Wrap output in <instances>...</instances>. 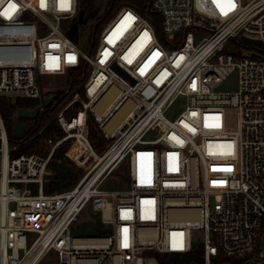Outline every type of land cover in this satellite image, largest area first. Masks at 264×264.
Instances as JSON below:
<instances>
[{"label":"built area","instance_id":"built-area-1","mask_svg":"<svg viewBox=\"0 0 264 264\" xmlns=\"http://www.w3.org/2000/svg\"><path fill=\"white\" fill-rule=\"evenodd\" d=\"M148 7L155 22L124 6L86 53L80 0H0V98L19 97L17 109L40 116L58 105V90L45 94L41 80L72 78L54 119L63 135L44 141L46 154L13 156L0 113V264H157L152 252L191 254L188 264H264V46L242 41L264 42V0ZM234 43L263 50L240 57ZM232 76L236 91L220 92ZM22 100L38 104L22 109ZM63 147L84 173L48 194ZM117 174L123 188L106 189ZM81 222L111 234L75 236Z\"/></svg>","mask_w":264,"mask_h":264},{"label":"trees","instance_id":"trees-1","mask_svg":"<svg viewBox=\"0 0 264 264\" xmlns=\"http://www.w3.org/2000/svg\"><path fill=\"white\" fill-rule=\"evenodd\" d=\"M95 2L96 0H83L81 3L82 11L86 14L89 10H92ZM150 4L151 0H110L108 7L109 11H112L116 6H131L141 11L144 15L149 17V19L155 22L157 16L152 11L145 9V6H149ZM74 87L75 85L73 88ZM64 96L65 93H60L61 98ZM37 104L38 101L22 100L19 103V106L22 109H34ZM0 113L5 122L10 143L18 144V150L13 153V156L28 153L45 154L46 148L44 141L50 136L56 135L57 137H61L63 135L57 123L48 118V112L38 116L37 126L32 127L29 131L18 136L15 135L14 131V112L9 107L8 102L2 98H0ZM42 129L43 132L38 134ZM66 151V147L58 149L51 162L50 166L51 168L56 169V174L51 178L49 184L46 186L45 191L48 194L74 187L82 175V169L76 168L68 161L65 155ZM150 255L156 258L157 264H188L192 259L191 254L179 255L152 252Z\"/></svg>","mask_w":264,"mask_h":264},{"label":"rangeland","instance_id":"rangeland-1","mask_svg":"<svg viewBox=\"0 0 264 264\" xmlns=\"http://www.w3.org/2000/svg\"><path fill=\"white\" fill-rule=\"evenodd\" d=\"M81 3L83 0H80ZM110 0H96L94 8L92 10H89L84 17V21L80 26V31H79V41H80V47L81 49L89 53L90 49L92 48V53H94L100 43V33L102 31V28L109 22L113 20V18L116 16L118 11L124 7V6H116L112 11H109V5ZM96 28V37H95V42L93 43V31L95 29V26L98 24ZM230 49L237 50L239 49L240 52V57H243L244 54L248 52L254 51H259L262 52L263 49H259L257 47L251 46V45H246V44H230L228 46ZM264 51V50H263ZM67 80L72 81V78L70 77H46L41 80V87L45 91V94H49V91L52 90H58V96L59 98L56 100L58 105L55 108H47L46 112L48 115V118L52 121L55 119L56 115L60 111V109L68 102L69 97H60V91L64 88ZM79 84H76L75 87L73 88L74 91L78 90ZM237 88V80L235 76L230 77L221 87H219L220 92H225V93H232L236 91ZM41 116V115H40ZM20 122L25 124L27 129L30 127H35L37 126L38 123V116L36 118H27V117H21ZM227 128L229 131H237L238 129V111L236 108H229L227 110ZM16 136H18L15 133ZM17 138V137H16ZM11 146L18 145L17 143L13 144L10 143ZM46 148V147H45ZM47 152V150H46ZM45 152V154H46ZM84 171L82 170V174ZM124 172L123 169L121 171V176L124 178ZM124 186V185H123ZM121 186V183L118 178V174L116 177L110 179L107 181L105 184V188L108 190H117L119 188H123ZM18 188H20L22 191L27 190L31 194L36 193V185L34 184H23V185H18ZM15 205L11 204V208H14ZM73 234L75 236H108L111 234V229L107 227H99V226H94V225H89L87 223L81 222L80 224L78 223L73 227ZM199 235L198 237H200ZM126 264H135L133 262H128Z\"/></svg>","mask_w":264,"mask_h":264},{"label":"water","instance_id":"water-1","mask_svg":"<svg viewBox=\"0 0 264 264\" xmlns=\"http://www.w3.org/2000/svg\"><path fill=\"white\" fill-rule=\"evenodd\" d=\"M145 9L149 10V7L146 5ZM84 16L85 13L81 11L79 15V23L83 22ZM78 25L79 24H75L74 29L70 32V35L72 36L73 39H75L78 30ZM242 41L256 46H264V42L260 40H253L246 37H242ZM54 99L55 96L47 97L45 98V102L47 105H49ZM8 100H9V107L11 108V110L16 111V115L14 116V131L17 135H22L25 133V125L21 124L19 122V119L21 117L36 118L39 115V113L37 110L28 111V110L17 109V102L20 100L19 97L16 98V102H12L11 98H9Z\"/></svg>","mask_w":264,"mask_h":264},{"label":"snow or ice","instance_id":"snow-or-ice-1","mask_svg":"<svg viewBox=\"0 0 264 264\" xmlns=\"http://www.w3.org/2000/svg\"><path fill=\"white\" fill-rule=\"evenodd\" d=\"M41 4H42V6H43V0H41ZM11 7H15V5H11ZM125 246H127V244L125 243Z\"/></svg>","mask_w":264,"mask_h":264}]
</instances>
